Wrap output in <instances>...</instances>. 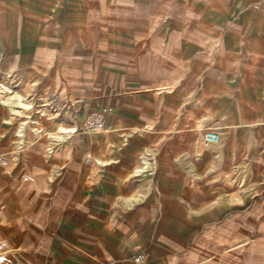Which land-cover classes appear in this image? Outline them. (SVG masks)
I'll return each mask as SVG.
<instances>
[{"label": "crops", "instance_id": "obj_1", "mask_svg": "<svg viewBox=\"0 0 264 264\" xmlns=\"http://www.w3.org/2000/svg\"><path fill=\"white\" fill-rule=\"evenodd\" d=\"M0 58L118 129L97 170L64 171L81 214L60 222L54 264L227 262L221 229L264 193V0H0Z\"/></svg>", "mask_w": 264, "mask_h": 264}, {"label": "rangeland", "instance_id": "obj_2", "mask_svg": "<svg viewBox=\"0 0 264 264\" xmlns=\"http://www.w3.org/2000/svg\"><path fill=\"white\" fill-rule=\"evenodd\" d=\"M0 84L13 92L8 96L17 92L30 106L13 113L11 108L0 104V110L11 113L12 118L8 140L4 133L0 134V264H54L52 253L60 222L79 218L81 214L68 209L71 198L62 190L64 171L77 166L79 160H86L88 170H97L91 158L100 159L118 129L108 120L109 138L101 135L102 142L93 144L90 135L83 134L81 128L86 115L94 109L89 108L86 113L74 99L68 102L64 86L35 89V83L26 82L2 65ZM61 128L76 131L63 140L58 137L64 135ZM36 130L41 133L37 135ZM224 182L230 186L231 197L236 196L239 181L229 178ZM247 183L245 180L241 186L248 193ZM248 196L249 204L231 212L229 227L221 229L224 231L220 234L230 244L225 264H264V193ZM233 201L243 203V198L239 195ZM242 220L245 225L238 222ZM218 245L223 247L222 243ZM206 257L202 262H206Z\"/></svg>", "mask_w": 264, "mask_h": 264}, {"label": "bare ground", "instance_id": "obj_3", "mask_svg": "<svg viewBox=\"0 0 264 264\" xmlns=\"http://www.w3.org/2000/svg\"><path fill=\"white\" fill-rule=\"evenodd\" d=\"M13 92L10 90V88L0 84V104L4 107H9L11 108V111L13 113H17L18 109H28L30 106L24 102L22 97L16 92L14 96L10 97L7 94H12ZM23 129V128H22ZM22 129L20 130V133L22 132ZM40 129V128H39ZM60 129V128H59ZM41 130V129H40ZM75 129H66V128H61V132L64 134L63 136H58L61 139H66L68 137H72L73 134L75 133ZM50 132V131H49ZM41 131L36 130V134L39 135ZM214 132H207L204 136V141L206 142V139L208 138V135L212 134ZM107 131L104 130L101 133H96L92 132L90 133V140H92L93 144H97L98 142L101 141L100 136L103 135L104 138H109L107 136ZM23 134H21L22 136ZM202 135V134H201ZM54 136V135H53ZM57 136V135H56ZM102 142V141H101ZM201 142V141H200ZM200 144V143H199ZM207 144V142L205 143ZM209 145V144H208ZM96 146V145H95ZM203 147V146H202ZM209 149V148H208ZM202 150V149H200ZM52 151V150H51ZM139 172V171H137ZM239 198V195L237 194L236 196L232 197L233 200H237Z\"/></svg>", "mask_w": 264, "mask_h": 264}, {"label": "built area", "instance_id": "obj_4", "mask_svg": "<svg viewBox=\"0 0 264 264\" xmlns=\"http://www.w3.org/2000/svg\"><path fill=\"white\" fill-rule=\"evenodd\" d=\"M107 129V117L106 114L100 110H93L89 112L84 120L83 126L81 128L82 133L89 135L92 132H102ZM219 139L217 133H212L208 135L206 139L207 144H215ZM1 156V153H0ZM137 262L140 264H145L147 257L143 253H139L136 257Z\"/></svg>", "mask_w": 264, "mask_h": 264}]
</instances>
